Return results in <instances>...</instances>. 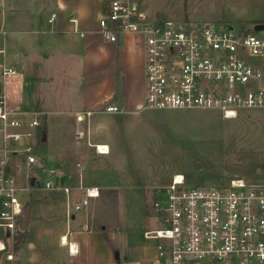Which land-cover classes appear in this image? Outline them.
I'll return each instance as SVG.
<instances>
[{"label": "rangeland", "instance_id": "obj_1", "mask_svg": "<svg viewBox=\"0 0 264 264\" xmlns=\"http://www.w3.org/2000/svg\"><path fill=\"white\" fill-rule=\"evenodd\" d=\"M109 1L92 2L89 10L96 19L102 4L108 6ZM143 5L149 20L180 25H208L241 34L252 32L258 23L264 24V0H144ZM53 10L52 0H0V48L4 50L0 65L9 68L7 39L14 27L8 24L10 15L24 21L31 16L46 29V19ZM6 78L0 69L5 101L9 93ZM54 96L57 99V94ZM44 107L48 111L44 121L46 140L38 150L39 165L30 171L23 161L13 159L10 171L20 180L27 179L31 172L39 181L29 187H43V180L48 178L44 169L68 171L62 161L66 147L70 142L68 149L73 153V133H81L79 156L68 164L82 163L87 182L99 187V197L80 214L87 230L100 233L91 238L100 264H150L157 251L154 240L145 238L143 231L159 226L152 188L168 183L174 175L184 176L188 186L224 185L233 178L264 180V110L240 109L235 119L225 120L217 110L159 111L144 106L135 113L121 110L92 114L77 124L67 109L71 107L56 100L45 101ZM29 112L42 113L37 104ZM98 145L107 146L109 153L98 154ZM49 195L43 189L16 193L20 204L32 206L30 225L21 235L25 241L42 242L58 250L48 249L47 263L68 264L65 253L57 248L60 235L70 230L65 221V198ZM108 242L113 245L111 262L104 256L108 254Z\"/></svg>", "mask_w": 264, "mask_h": 264}, {"label": "built area", "instance_id": "obj_2", "mask_svg": "<svg viewBox=\"0 0 264 264\" xmlns=\"http://www.w3.org/2000/svg\"><path fill=\"white\" fill-rule=\"evenodd\" d=\"M55 18L51 14L47 22ZM70 22L76 24L75 19ZM263 31L238 34L228 28L153 21L136 0H110L98 20V32L109 43L126 35L142 37L145 107L211 109L225 120L235 119L240 109L264 110ZM0 69L3 77L16 74L13 68L0 65ZM103 111L121 109L109 105ZM90 115L77 113L75 119L81 122ZM43 125L41 114L8 111L0 90V226L10 234L23 218L24 205L16 193L39 181L31 172L27 179H18L10 171L11 162L21 160L30 171L39 165ZM80 138L75 131L76 144ZM99 148L97 153L105 155ZM55 169H44L48 178L43 188L69 197L73 188L62 182L64 171ZM75 169L81 180L84 166L77 163ZM81 188L83 196L72 206L75 211L87 208L100 193L94 185ZM152 192L159 226L143 231L157 251L151 264H264V180L233 178L224 185L188 186L184 176L176 174ZM66 245L70 255L77 254L76 244L75 251L72 242ZM0 250H6L3 243ZM6 257L11 260L13 254Z\"/></svg>", "mask_w": 264, "mask_h": 264}, {"label": "crops", "instance_id": "obj_3", "mask_svg": "<svg viewBox=\"0 0 264 264\" xmlns=\"http://www.w3.org/2000/svg\"><path fill=\"white\" fill-rule=\"evenodd\" d=\"M93 1L52 0L54 10L46 19L48 30L39 26L31 16L25 17L24 21L10 15L8 24L10 28L14 27L8 34L7 41L10 48L7 47V49H9L10 59L6 61V66L15 69L16 74L6 76L9 91L6 97L8 111L29 112L32 110V105L37 104L44 117V123L45 115L48 114L44 107L45 101L55 102L56 100L71 107L67 109L74 118L77 113L84 112H90L91 115L105 114L103 110L109 105L117 106L125 113L139 112L144 108L143 39L140 35H126L120 37L117 43L107 42L99 34L97 26V19L106 13L107 6L102 4L96 19L89 10ZM136 1L140 2L145 13L144 0ZM87 9L88 13H86ZM51 14H56V18L49 24L47 20ZM71 19H75L76 24L71 23ZM75 28L77 31L74 30ZM43 127L45 128V124ZM69 145L70 142L66 147L65 161L62 160L68 170L64 171L68 178H63L62 182L73 188L69 197L43 187L29 190L43 189L50 193L51 198L58 195L64 196L65 221L67 226H70V230L60 235L57 248L63 254L65 253L68 264H100L102 261L91 244L92 236L100 233L86 229L87 223L81 220L80 214L83 209L75 211L72 208L73 204L80 201L83 196L81 185L94 184L87 182L84 173L81 180L76 177L77 172L74 166L80 162L76 161L72 164L68 162L78 158L79 155L76 153L79 152L81 145L80 142L76 144L73 141L71 149L73 153L69 152ZM94 199H91L90 203ZM90 203L85 209L89 208ZM31 212L30 205V216ZM13 236H17L16 239ZM67 241L76 244L78 249L76 255L68 253ZM0 243L6 246V250H0V264H49L47 263L50 254L48 249L53 248L51 251L58 252L55 247H49L50 245L45 243L25 241L21 230L10 234L1 226ZM106 245L108 254L105 253L104 256L111 262L113 245L109 242ZM8 253L13 254V259L6 257ZM154 257L149 260L150 264Z\"/></svg>", "mask_w": 264, "mask_h": 264}, {"label": "water", "instance_id": "obj_4", "mask_svg": "<svg viewBox=\"0 0 264 264\" xmlns=\"http://www.w3.org/2000/svg\"><path fill=\"white\" fill-rule=\"evenodd\" d=\"M263 29H264V24H256L253 27L254 32H259ZM44 140H45V137L43 138V141ZM29 221H30V205L26 204L23 207V218L21 219L18 225L19 230L24 231L27 228ZM115 257L118 258L117 251H115Z\"/></svg>", "mask_w": 264, "mask_h": 264}, {"label": "trees", "instance_id": "obj_5", "mask_svg": "<svg viewBox=\"0 0 264 264\" xmlns=\"http://www.w3.org/2000/svg\"><path fill=\"white\" fill-rule=\"evenodd\" d=\"M258 24H260V23H258ZM45 134H46V132H45V128L44 127H42L41 128V131H40V135H39V143L40 144H44L45 143V140H46V136H45ZM45 137V140L43 141V138Z\"/></svg>", "mask_w": 264, "mask_h": 264}, {"label": "bare ground", "instance_id": "obj_6", "mask_svg": "<svg viewBox=\"0 0 264 264\" xmlns=\"http://www.w3.org/2000/svg\"><path fill=\"white\" fill-rule=\"evenodd\" d=\"M99 149L102 150V151L104 152V154L109 152V149H108V147H106V146H100ZM72 250H73V251L76 250V246H75V244H73V248H72Z\"/></svg>", "mask_w": 264, "mask_h": 264}]
</instances>
